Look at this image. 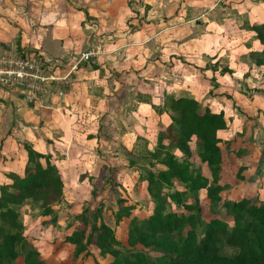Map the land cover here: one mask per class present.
<instances>
[{"label":"crops","instance_id":"1","mask_svg":"<svg viewBox=\"0 0 264 264\" xmlns=\"http://www.w3.org/2000/svg\"><path fill=\"white\" fill-rule=\"evenodd\" d=\"M50 1L49 4L55 6L54 12L50 14L51 17L56 15L60 9L59 14H66L68 18L61 19L64 22L61 26L60 24H51L52 29L49 27L46 29L47 32L36 34L37 37L33 36V39L27 40L29 44H25L30 49H40L39 52L47 60L59 57L62 60L71 61L68 54L72 45L74 43L86 44L90 40L88 35L90 30L99 31L102 29L101 24H98L97 28L92 26L91 21L90 23L85 22L86 13L89 15L92 12L102 18L105 16V12L112 11V16L116 20L113 24L110 22L107 25L118 34L113 35L111 43L107 45V50L104 49L106 54L95 55L90 60L93 64L96 63L99 70L89 71L91 70L88 67L89 64L85 66L83 63L79 65V68L77 67V71H74V81L72 80L71 89L67 93V96H72V99L68 100L66 97L71 107H64L66 112L73 111L70 115L61 114L60 118H57L56 113L40 110L38 111L39 116H37L36 109L28 104L22 95L9 89L7 91L0 88V175L1 171L5 173L10 171L18 176L24 174L26 156L19 143L28 140L30 142V138H27V134L30 133V129L27 130L29 126L36 129L31 132L32 138L35 137L36 139L33 141V149L44 155L58 153L60 157H68V152H71L77 140L82 141L83 145L95 143L96 137L88 138L86 136L82 138L86 135V127L76 120L78 118L76 112L79 111L80 107L83 108L87 104L95 105L94 113H100L99 116L103 117L104 121L110 123L118 121L122 125L126 122L127 125H132L134 130L136 129L137 136L133 142H130V146L128 143L126 144L127 141L124 142V139L120 140L127 151H132L135 148L138 137L147 143L146 148L149 151H153L160 126L158 120L157 124L155 123L156 118L153 113L152 116L148 114L150 113L148 104L156 103L157 106L163 108L164 95L170 96L173 93L172 95L177 98L193 99L198 102L199 106L201 101H204L202 106H205V109L223 113L227 122V130L218 133L222 143L228 138L227 135L232 136L238 133L239 128H242L243 124L245 125V129H242L240 133L243 134V140L244 138L247 139L248 148L243 147L242 150H236V153L239 154H236L234 158H228L226 163L223 162L222 156V180L228 184L229 179L225 177L224 170L228 172L226 167L233 164V167L230 168V174L234 176L240 168H243L241 172L243 180L239 182L244 180L252 182L257 178V181L263 183L264 186V96L260 94L261 92H254L255 89H264L262 88L264 87V65L256 66L250 57L251 53H262L264 45L256 39L255 32L249 29L254 25L264 24V0H185L193 7L195 6L189 12L194 11L201 16L200 20L198 16L192 19L194 21L193 27H190L193 24L191 21L180 23L176 21L177 18L168 19V21H165L166 18L164 20L156 18L157 22H151L148 25L128 27L131 17L133 15L137 17L131 4H128V1L131 0H80L77 5L87 6L86 13L78 9L71 11L72 7L67 1ZM93 4L95 6L91 7ZM178 13L182 14L181 10ZM2 21L0 20V35L2 38L11 36L12 28L2 26ZM125 22L127 23L125 24ZM184 27H187L188 30L186 44L179 39L178 43H174L159 38L163 30H173L178 34V31ZM38 30L41 31V28ZM78 30L80 35L71 37V31L77 32ZM1 42L6 43L5 40ZM169 44L171 45L169 46ZM229 45L235 47L234 51H231L233 53L231 56L227 50ZM153 46H158V50L163 48V52H165V48L170 47L168 53L173 64L179 62L180 57L184 61H188L190 65L186 67L187 75L185 77L182 74L173 75L172 80L174 81L169 82V86L164 81L153 83L146 79L145 84L142 83L141 86L136 87V97L139 98V103L136 100L133 101L136 104L130 110L125 105L127 101L130 102L127 96L133 91V88L130 87L132 79H136V75L149 77V74L154 71L161 77L162 65H155L156 63L160 64L158 61L160 57L154 60L155 64L148 59L149 55L153 53ZM182 46L187 47L182 49ZM116 50H119V53ZM217 63L218 65H216ZM233 64H235V68ZM244 68L247 69L246 72H242ZM223 69L230 70L231 74H221ZM249 69H253V71L259 69L261 72V78H257V83L260 84L257 86L253 84L251 79L253 74H249ZM124 78H126V82L122 80ZM182 79L186 81H182ZM99 91L101 96H99ZM251 93L252 95H250ZM78 94L80 96H77ZM172 95L171 97L174 98ZM33 114H35V118ZM261 114H263L260 117L262 119L257 122V118ZM32 119L38 121L37 126H34ZM123 119L125 122H122ZM135 119L138 121L136 122ZM119 123L115 125L121 126ZM127 125H125V129ZM5 127H8L7 132ZM150 127H154L156 134L153 135ZM23 128L27 131H24ZM9 130L12 133H9ZM112 141L117 142L119 140L114 139ZM192 144L194 145V143ZM250 149L252 150L249 151ZM84 150H86L85 147L82 149L83 155H85ZM83 155H80L81 159L86 157H82ZM52 157L54 159V156ZM75 162L69 159L67 168L65 167L66 170L69 171ZM81 167L83 171L86 170L83 161ZM257 168L258 172L260 171L259 175H257Z\"/></svg>","mask_w":264,"mask_h":264},{"label":"rangeland","instance_id":"2","mask_svg":"<svg viewBox=\"0 0 264 264\" xmlns=\"http://www.w3.org/2000/svg\"><path fill=\"white\" fill-rule=\"evenodd\" d=\"M63 1H67V3H70V6L72 7L70 9L71 11L73 9H78L80 11H83L84 13L87 12V6L83 7L82 5H77L78 3H80V0ZM49 2L51 1L0 0V20H3L1 22V25L6 26L7 28L10 27L13 30L11 32V36L9 37L2 38V36L0 35V56L8 57L9 55H12L11 53L20 54V52L23 51L25 54V58H27L28 61L35 62L36 65H40L41 67L45 66V69L48 71V75L49 72L50 75L53 72L56 73H53L52 77L57 78L58 81H45L42 88L43 90L40 92L42 94L36 95L35 100L29 101L26 97H24L23 95L22 96L28 104H31L36 109L37 116H39L38 111L45 110L56 113V115H58L57 118H60L59 116H61V114L67 116V114L70 115V113L73 112L71 110L69 112H66L64 110V107H71V104L66 100V97L68 100L72 99V96H67V93L69 92V89H71L72 82L74 81V71H77V67L79 68V65L83 64L80 61L81 55L87 51H93L96 56L101 53L106 54L105 50H107L108 48L107 45L111 43L113 35L117 33L116 31L112 30V28H110V26L107 24H109L110 22L111 24H113L116 18L112 16V11L110 10L109 12H105L106 14L102 18L100 17V15L97 16L92 12L89 13V15L87 14L85 22L90 23L91 21L92 26L97 28L99 26L98 24H101L102 29L99 31L90 30V32L88 33L90 40L86 44L82 45L74 43L72 45V47L69 49L68 54V57H70L71 61L68 62L66 61V59L62 60L59 57L47 60L41 54V52H39L40 49H30L28 46L26 47L25 44L28 43L29 39H33V36L37 37V35L41 34V32H47V28L50 27V29H52L51 24L55 23L57 25L60 24L61 26L64 23L63 21H61V19L68 18V15L66 16V14H59L60 9L57 11V13L55 12L56 15L51 17L50 14L54 12L53 8H55V6L54 4L50 5ZM128 4H131V7L134 9V14L137 15V17L135 15L131 17L130 21L128 22L129 25L127 24L128 27H141L143 25H148L151 22H157L158 18L159 20H164L166 18L165 21H168V19L173 20L177 18L176 21L180 23H183L184 21H191V23L193 24L190 27H193L194 21L192 19L196 16H198V19L201 17L200 15H197V13H194V11L192 13L189 12V10L192 11L195 6L193 7L185 0H131L128 1ZM93 6L95 5H91V7ZM179 10H181L182 14L178 13ZM126 23L127 22H125V24ZM117 26L119 27V25ZM40 28L41 31L38 30ZM187 32V27L179 30L178 34H176V32H174L173 30L166 29L161 32L162 35H160L159 38L167 39V41H173L174 43H178L177 41L179 39L182 43H185L187 42L186 39L188 38ZM79 33V30L77 32L71 31V37H76L77 35L79 36ZM3 40H5L6 43L1 42ZM170 45L171 44H169V46ZM157 47L158 46H153V53L151 55L148 54V59L155 64L154 60L157 59V57H160V59L158 60L160 64L156 63L155 65H162L161 77H159L156 71H154L149 74V77H140L136 75V79H132L133 86L131 85L130 87L133 88V91H131L127 96L128 99H130V102L128 103L127 101L128 104L126 103L125 105L130 110L136 104L133 101L136 100L139 103V98L136 97V87L141 86L142 83L145 84V82H147L146 79H148V82L153 83L164 81L167 86H169V82L172 83L174 81L172 80L173 75L182 74L184 75L183 77L187 75L186 67L187 65H190L188 61H184V59L180 57V61L174 62L173 64L168 53L170 47L165 48V52H163V48H160L158 50ZM185 47L187 46H182L181 48L184 49ZM233 49H235L233 45L228 46L227 50L229 51L230 56L233 55V53L231 52L234 51ZM116 52L119 53V50H116ZM116 56L119 60H121L118 55ZM105 61H107V59H105ZM88 64V67L91 69L89 71H95V69L99 70L96 63L93 64L92 61L84 62L85 66H87ZM216 65H218V63ZM233 67L235 68V64H233ZM197 71L199 70L197 69ZM246 71L247 69L244 68L242 72ZM153 74L154 77H152ZM249 74H253L251 78L253 84H255L256 86L257 84H260L257 83V78H261V72L259 71V69H255V71H253V69H249ZM122 80L126 82V78ZM183 80L186 81L185 79H182V81ZM168 89L170 90V88ZM255 90L261 92L260 94L264 96V89ZM12 91L18 93V91L16 90ZM98 93L99 96H101V92L99 91ZM247 93L249 94L250 92L248 91ZM172 94L173 93H171L170 96ZM250 95H252V93ZM77 96L80 95L78 94ZM166 98L167 96L164 95L162 102L163 108H160L159 105L157 106L156 103L148 104V107L150 108V113L148 114H151L152 116L153 113V116L156 118L155 123L157 124L158 120V124L160 126L157 132H159V130L167 128L171 124L170 112H167L164 108V101L166 100ZM174 98L179 99L175 96ZM203 102L204 101H201V110H205V106H202L204 104ZM93 108H95V105L91 104H87L83 106V108L80 107L79 111L76 112L78 113V118H76V120H78V122H81V125L86 127V135L82 136V138L86 136L88 138L96 137V140H94L95 143H92L91 145L85 143L83 145L82 141L77 140L75 146H73V148L71 147V152H68V157H60V154L58 153H56L55 155H50V163L59 170V174L64 184L63 196L60 201L51 206V211L49 212V214L44 213L45 211L41 207L40 202H36L30 199L24 201L20 206H12V208H14V210L18 214V222L22 226L21 233L23 234V237L27 242V248L36 249L40 253L41 258L47 264H94V260L99 264H109L112 261L111 258L99 257L98 250L95 246H89L88 256L84 255V251L81 255L75 257V247L64 242L65 238L70 236L74 231L83 229V225L80 223L78 215L83 213L85 209L90 210V212L86 213V217L88 219V228L86 233L88 234L93 223L92 214L96 209L100 208L101 212L98 224L101 222L113 230L115 239L119 244L116 246V249H118L121 253V257H130V253L143 252L148 256L149 259H154L157 254L152 252L150 249L144 250L140 246L131 249V247L128 246L127 238L129 231L134 226L133 222H135V224L137 225H140L141 223L144 224L154 210V203L153 201H151V198L146 191V181L143 180L146 171L149 170L156 172L158 170H161L162 166L157 163H153V165H150V163H148L150 157L148 153H146L147 149L145 147V143L141 141L140 137L137 138L135 148L132 151H127L122 145L120 140L124 139V142L127 141L126 144L128 143V145L130 146V142H133L135 136H137L135 132L136 129L134 130L132 125H127L124 119L122 121L125 122L124 125L120 124L117 120L116 123L104 121L103 117L101 118L99 116L100 113H94L95 109ZM173 114L175 115V113ZM261 116H263V114L258 116L257 122L261 121ZM33 117H36L35 114H33ZM135 120L136 122L138 121L137 119ZM253 121L256 122L255 120ZM32 122L34 126H37L38 121L36 119H32ZM117 123H119L121 126H116L115 124ZM125 125H127L126 129ZM28 129H30V133L27 134V138H30V142L28 140L19 143L26 156L25 166L27 164V152L24 148V145H27L33 149V141H36L35 137L32 138L31 135V132L36 129H33L30 126L29 128H27V130ZM150 129L152 130L153 135L156 134V130H154V127H150ZM230 129L232 130L231 126ZM242 129H245L244 124L242 125V128H239L238 133H235L232 136L227 135L228 138L224 140V143L221 142L220 146L223 156V162L226 163L228 158L236 157V154H239L236 153V150H242L241 148L243 147L248 148L247 144L249 143L247 139L244 138L243 140V134L240 133ZM7 130L8 127H5L6 132ZM10 130L8 132L12 133L10 132ZM113 138L119 141L114 142L112 141L114 140ZM156 143L155 146H153L152 152H156L157 150ZM64 144L66 146V143ZM82 146H84L86 149L84 150L85 155H83L82 149H84V147ZM190 147H192V153L194 154H192L193 157L191 158L192 167L200 172L203 177H209L208 169L205 166L199 164L198 160L195 157V154L198 153V145L190 144ZM35 148L38 150L37 147ZM61 148L62 150H64L63 147ZM251 150L252 149H250L249 151ZM170 151L178 160L182 159L183 151L181 149L176 148L175 146H171ZM128 154H131L133 158H142V160H139L138 162L134 160L135 162L132 165H129V159L131 158V155L128 156ZM80 155H83L82 157H86L81 159ZM52 156H54V159ZM69 159L71 161H76L75 164H73V167L71 166V169L69 170L71 173H68L69 171L66 170ZM62 161L64 162V164ZM82 161L85 164L86 170L84 171L81 167ZM40 162L43 166L45 165L44 159H42ZM75 166L77 169L75 168ZM232 167L233 164H229L228 167H226V170H228V172H225L224 170V175L227 179H229V181L225 189L221 193V202L210 204L209 202L204 201V191L200 190L197 193L198 201H200L201 208L204 214V218L202 219L203 225L200 224L196 228V235L198 238L202 237L205 230V224L209 221L213 212H217L220 217L229 225V227L232 226V219L229 216V211L223 206V203L225 204L226 202H240L242 200H250L252 203L255 201H261L264 203L263 183L257 181V178H255V180L252 182L247 180L239 182L241 180H238L234 175L230 174V168ZM74 170H76V172H74ZM13 174L14 173L10 171L8 173L1 171V186L11 185L14 182V179L12 177ZM259 174L260 171L258 172L257 170V175ZM261 175H263V172H261ZM20 177H23V175ZM182 191H184L183 185L178 182H173V186L163 189L162 194L166 195ZM183 198L184 201H191L192 204L194 203V199L189 193H186ZM120 199H123L125 201L124 203H122V206H130L132 209L130 211L129 217H122L119 222H116L117 213L120 208ZM166 204L168 212L173 211L177 214H188L182 208V206H176L174 204H170L168 206L167 200ZM174 239H179L177 233L174 236ZM219 252L222 255H232L236 252V250L226 246L225 244H220ZM14 264H23L22 257L18 258Z\"/></svg>","mask_w":264,"mask_h":264},{"label":"trees","instance_id":"3","mask_svg":"<svg viewBox=\"0 0 264 264\" xmlns=\"http://www.w3.org/2000/svg\"><path fill=\"white\" fill-rule=\"evenodd\" d=\"M249 29L255 32L256 39L264 45V24L254 25ZM250 57L256 66L264 65V51L251 53ZM224 73L231 74V71L223 69L221 74ZM164 108L170 112L171 124L159 130L156 152L146 148L150 157L148 163H157L162 169L156 172L147 170L143 178L146 181V191L154 203V210L144 224L137 225L133 222L134 226L127 238L131 249L140 246L144 250L150 249L157 256L149 259L143 252H136L130 253V257H121L116 249L119 244L113 230L101 222L98 224L100 208L92 214L93 223L88 234L86 213L90 210L85 209L78 215L83 229L74 231L64 242L75 247V257L84 251V255L88 256L89 246H95L99 257L111 258L109 264H264V203L261 201L223 203L229 211L232 226L229 227L217 212H213L205 224L202 237L198 238L196 235V228L203 225L204 218L197 193L202 190L205 202L218 203L222 201L221 193L227 185L221 175L222 140L218 136V133L227 130L223 113H216L208 108L202 111L198 102L193 99H175L171 96H167L164 101ZM191 143L198 145L196 157L198 163L208 169L207 178L192 167ZM171 146L183 151L181 160L170 151ZM24 148L27 152V164L23 177L13 174L14 182L11 185L0 186V264H14L20 257L23 264H47L36 249L27 248L18 214L12 206H20L30 199L40 202L44 213L49 214L51 206L63 196L64 184L59 170L50 163L51 156L35 152L27 145ZM42 159L45 160L44 166L40 162ZM134 160L138 162L142 158H133L131 155L129 165ZM242 171L243 168H240L235 176L238 180H243ZM173 182L182 184L184 191L163 195V189L172 187ZM186 193L191 194L193 204L191 201H184ZM166 200L168 206H182L188 214L168 212ZM124 202L123 199L119 200L116 222L130 215L132 208L122 206ZM176 233L178 240L174 239ZM220 244H225L236 252L222 255L219 252ZM94 264L99 263L94 260Z\"/></svg>","mask_w":264,"mask_h":264},{"label":"built area","instance_id":"4","mask_svg":"<svg viewBox=\"0 0 264 264\" xmlns=\"http://www.w3.org/2000/svg\"><path fill=\"white\" fill-rule=\"evenodd\" d=\"M11 54L8 57L0 56V88L16 90L29 101H33L36 95L42 94L40 92L43 90L45 81H58L57 78L52 77L54 72L51 75L49 72L48 75L45 66L41 67L35 62L28 61L23 51L20 54ZM94 56L93 51L84 52L80 61L88 62Z\"/></svg>","mask_w":264,"mask_h":264}]
</instances>
